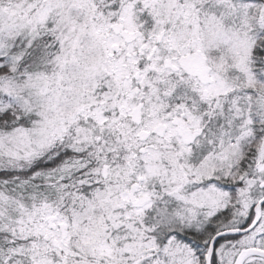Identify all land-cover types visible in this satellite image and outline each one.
I'll list each match as a JSON object with an SVG mask.
<instances>
[{"label": "snow or ice", "instance_id": "1", "mask_svg": "<svg viewBox=\"0 0 264 264\" xmlns=\"http://www.w3.org/2000/svg\"><path fill=\"white\" fill-rule=\"evenodd\" d=\"M0 264H264V0H0Z\"/></svg>", "mask_w": 264, "mask_h": 264}]
</instances>
